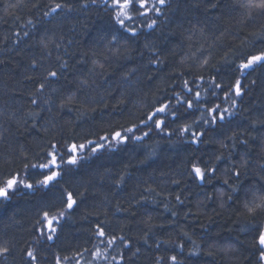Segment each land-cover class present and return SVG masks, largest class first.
Here are the masks:
<instances>
[{"label":"trees","instance_id":"trees-1","mask_svg":"<svg viewBox=\"0 0 264 264\" xmlns=\"http://www.w3.org/2000/svg\"><path fill=\"white\" fill-rule=\"evenodd\" d=\"M56 3L72 10L65 7L45 16ZM247 3L167 0L158 19L154 13L146 20L133 13L134 20L126 21L138 29L137 37L121 38L128 34L120 31L117 41L110 43L118 26L103 0H0V181L19 173L21 180L36 188L21 185L9 200L0 201V246L11 249L0 256V264H28L22 250L29 247L39 264H56L57 258L60 264H104L93 255L94 245L106 251L105 244L93 235L101 222L110 233L132 242L130 251L122 246L111 250L119 264H126L119 258L121 252L130 264H155L160 256L163 264H172L168 259L172 255L183 264H256L254 233L238 211L239 204L227 199L235 194L224 183L225 179L246 186L264 183L260 171L264 164V124L260 123L264 121V66L257 65L243 75L234 67L245 55L264 51V14L255 7L239 6ZM151 19H157L154 29L141 27ZM153 45L164 64L149 63ZM204 59L209 66L201 69ZM64 62L67 68L60 67ZM188 66L204 75L199 89L204 101L212 99L213 104L235 113L210 128L203 143H184L178 132L170 139L153 133L142 142L129 141L116 148L99 139L113 129L138 124L156 99L170 95L172 86L181 83L169 79L173 69L178 73ZM132 69L136 71L129 75ZM48 71L59 75L49 78L37 92ZM213 75L225 86L241 80L244 95L236 98V108L219 90L217 98L205 94ZM198 116L199 112L189 114L181 109L168 130L190 124ZM233 133L248 144L229 139ZM89 140L105 143V148L93 154ZM71 142L85 144L88 151L79 153L80 163L58 182L41 188L36 182L43 179L45 170L30 165L44 162L49 143ZM193 155L216 167L215 174L203 183L188 175ZM244 159L249 161L247 174L235 181L226 170L238 167ZM65 189L83 195H75L77 204L54 225L56 238L45 241L36 231L41 203L53 197L58 202ZM252 223L264 225V217ZM196 246L198 255L190 256ZM137 248L139 253L132 256Z\"/></svg>","mask_w":264,"mask_h":264},{"label":"snow or ice","instance_id":"snow-or-ice-1","mask_svg":"<svg viewBox=\"0 0 264 264\" xmlns=\"http://www.w3.org/2000/svg\"><path fill=\"white\" fill-rule=\"evenodd\" d=\"M96 0H92V3H95ZM167 0H153L150 4L149 0H103L104 7L109 13H114L112 19L115 24L118 26L115 33L111 34V42H115L118 39L117 33L123 31L128 34V37L121 38H134L139 35V31L136 27H130L126 21H133L135 14L136 17L143 19H148L150 13H154L157 19L162 14L161 6L166 5ZM241 7L247 8H258L261 10V14H264V0H259V3H253V0H248V3L240 4ZM68 7L67 5L56 3L55 7L49 9V11L44 12L45 16H49L51 13L57 12V10ZM87 7V5H83ZM212 7H217L216 4H212ZM68 10L72 9L68 7ZM157 19H151L150 23L142 24L141 27H147L148 29H154L157 26ZM31 24V21H28ZM25 36L28 35L27 32L24 33ZM58 46V45H57ZM149 44H145V48H148ZM151 51L153 52V57L150 59L149 63L155 64L157 66L164 64V60L160 58L161 53L155 45L152 46ZM229 63V61H225ZM96 61H93L95 64ZM181 61V65H183ZM259 65L264 66V51H260L257 54H247L242 59L238 65H234L235 70L241 75L245 73L248 69H253ZM36 66V62H32V67ZM67 62H64L60 65L61 68H67ZM205 66H209V60L204 59L203 63L200 65V68L203 69ZM100 68H103L104 65H99ZM210 67L215 68L216 65L212 64ZM136 69H132V72L129 75L134 74ZM59 73L57 71H48L47 75L44 77V82L39 84L37 92H41L48 81L49 78H57ZM186 77H190L186 78ZM29 79H31L29 77ZM151 79V77H149ZM170 80H179L181 83L179 85H173L170 95L162 96L154 101L150 106L149 111L143 114V117L139 120L138 124H132L130 127L124 128L121 126V130L113 129L107 135L101 136L99 139L105 141L110 148H116L119 145L127 144L129 141L142 142L146 137L151 136L153 133L158 135H165L167 138H171L173 134L178 132L181 137H183L184 143H190L192 145H199L203 143L204 136L209 131L210 128H215L220 125L222 122H225L229 117L235 115L234 112L230 111L228 108H221L219 103L213 104L212 99L204 101V98L201 97V82L204 81V75L201 73H194L191 66L187 68H182L178 73L176 69H173V74L169 77ZM255 83V82H253ZM179 87V91L176 88ZM223 92L224 100L231 99L232 108L237 107L236 98H241L244 93L242 90V84L240 79H236L233 84L225 86L223 83L217 81L215 75L211 76L210 81L208 82V87L204 90L205 94L210 98H217L219 92ZM194 93V95H193ZM35 95V94H33ZM191 97V98H189ZM175 100L176 103L173 104L172 101ZM35 104L37 101L35 98L31 101ZM70 102V100L68 101ZM65 104H61V107H64ZM181 109L184 113L194 114L199 112V116L192 120V123H183L178 126L177 129L169 131L171 124L176 123L181 115ZM261 124H264V121H260ZM195 125V130L193 129ZM142 129H147L143 130ZM137 132H142L141 135H137ZM229 139L237 141L241 144L247 145L248 140L239 139L236 133H233V136ZM87 144L91 146V153L95 154L96 152L105 148V143H94L93 141H87ZM222 147H227V145L222 144ZM61 147L63 151H60ZM235 147V143L233 144ZM49 150L45 151L44 156L42 157L44 162L37 164H32L30 167L45 170L41 174L43 179L37 181L36 183L40 185L41 188H49L53 183L58 182L59 177L64 174L66 171H71L72 166H76L80 163L82 157L79 155L81 152H87L88 148L85 144H77L75 142L67 143L65 145H58L49 143ZM217 160H220L221 157L217 156ZM188 164L190 165V170L188 175L194 179L199 180L201 183L216 172V167H209L204 161H197V158L193 155ZM202 165V166H201ZM249 166V161L244 159L242 163L237 167L233 165L226 170V174L231 172V178L235 181H239L242 174H247V168ZM29 165L25 164V168H28ZM244 170L242 173L241 170ZM260 171L264 172V164L260 165ZM123 177H121V180ZM261 180H264V176L261 177ZM173 183H179L178 180H174ZM224 183L229 185L231 192L235 194L228 195L227 199L238 203V211L243 215L246 220L249 222V226L252 228L253 243L252 247L256 249L258 253L256 264H264V225L256 224L253 226L252 222H255L260 217H264V183L257 181L255 185H244L243 183L229 184V180L225 179ZM23 185L24 188L35 191V185L33 183H27L19 178V173L12 174L5 178L3 181H0V201H7L11 198V193H13L19 186ZM75 195H83L82 193L74 194L72 191H67L66 189L61 192L59 201L57 202L56 198H50L45 201H42L40 206L41 215L37 219L36 224L38 228L36 231L39 233L40 237H43L45 241H53L56 238L57 228L54 226L59 224L62 219H65L68 212L74 208L77 204ZM177 201H181L180 196L176 197ZM175 215V213H173ZM93 235L99 238L100 242L105 244V252H101L99 248L94 245L96 248L94 255L95 260H102L104 264H111V262L117 261V256L111 255V250L116 249L117 247L122 246L124 249L131 250L132 242L130 239H127L125 236L121 235L117 237L114 233H110L103 222L97 223ZM184 235L187 236V233ZM144 243H148L147 234L144 237ZM157 249L160 245L157 243ZM178 247L183 250L184 245L179 244ZM198 246L190 250V256L198 255L197 251ZM11 251L9 247L0 246V256H5ZM27 257L28 264H39L38 256L32 248H25L22 250ZM87 252H91V249H85ZM140 249L137 248L135 252L132 253V256H136L139 253ZM230 251H235V249H230ZM121 261H126V264H130V258L126 260L124 253H118ZM110 258V259H109ZM66 259V258H65ZM172 264H183L182 261H178L176 255L168 257ZM164 257L160 256L156 258L155 264H163ZM56 264H60L59 258H57Z\"/></svg>","mask_w":264,"mask_h":264}]
</instances>
